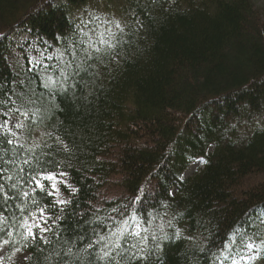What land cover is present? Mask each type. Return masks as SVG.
<instances>
[{"label": "trees", "instance_id": "1", "mask_svg": "<svg viewBox=\"0 0 264 264\" xmlns=\"http://www.w3.org/2000/svg\"><path fill=\"white\" fill-rule=\"evenodd\" d=\"M92 8L124 16L114 47L81 36L76 14ZM18 29L62 60L18 68L7 37ZM12 101L27 118L22 140L0 132L7 254L223 264L258 241L264 264V8L253 0H0V117ZM35 127L50 137L34 141ZM50 172L73 187L63 205L37 184ZM38 208L51 216L45 238L24 228Z\"/></svg>", "mask_w": 264, "mask_h": 264}, {"label": "rangeland", "instance_id": "2", "mask_svg": "<svg viewBox=\"0 0 264 264\" xmlns=\"http://www.w3.org/2000/svg\"><path fill=\"white\" fill-rule=\"evenodd\" d=\"M254 5L259 8H264V0H253ZM116 11V10H115ZM122 14L118 12L109 13V10L104 9H89L88 11H83L76 14V20L80 24V34L83 37L84 41L88 44L96 45L99 43L101 34L107 36L109 33L112 34L116 29L117 23L122 26L123 24ZM122 22V23H121ZM120 28V27H119ZM10 39V43L14 45V48L19 49L17 57V67L28 68V69H37L41 64L46 65L49 60L59 59L62 60L61 52L56 51L55 49L46 48L45 45H40L37 39L31 38L23 30H16L13 33L7 35ZM28 42L29 44H26ZM100 44V43H99ZM24 56L27 59V66L24 63ZM59 57V58H58ZM20 64V66H19ZM13 109L4 112L0 117V132L3 129L13 133V137L17 140H22L24 136V122L27 118L26 111L19 107L16 102L12 101ZM50 137V134L42 130L39 127H35L32 133V138L34 141L42 142L47 140ZM202 159H198L192 162L184 171L183 177H190L194 173L198 172L202 168ZM53 176L54 180H47L44 177ZM41 181H47L49 183L48 195L52 193V200L58 204L59 201L67 200V197L64 193V190L73 191L71 183L67 179V175L64 172H50L45 173L40 176V179L37 181L41 184ZM53 184L56 185V188H53ZM110 188V187H109ZM111 192V191H110ZM41 210H43L41 212ZM51 216L44 209L38 208L31 212L29 216L24 221V228L26 235H28V230L26 225L32 226V232L34 236L37 235L41 238H45L46 232L45 229L48 228V223L50 222ZM39 227H36V225ZM135 235V234H134ZM254 244L256 247L249 249L248 244ZM7 244H0V263L1 264H24L27 253L20 248L12 250L10 253H6ZM260 250V245L257 242H248L243 248L239 250L226 254V261L223 264H255L257 260V254ZM256 257V259H252Z\"/></svg>", "mask_w": 264, "mask_h": 264}, {"label": "snow or ice", "instance_id": "3", "mask_svg": "<svg viewBox=\"0 0 264 264\" xmlns=\"http://www.w3.org/2000/svg\"><path fill=\"white\" fill-rule=\"evenodd\" d=\"M116 27L117 28L120 27L118 23H117ZM99 43L100 44H103V45H106L107 47H114V45L111 43V34L110 33L107 36H105L104 34H101V38L99 40ZM96 50L97 51H100L101 49L97 48ZM202 162L206 163V161H202ZM44 179H47V180H50L51 181V180H54L55 178L53 176H47V177H44ZM37 184H38L39 187H41V189H43V185H40L39 182H37ZM53 188L54 189L56 188V185L55 184H53ZM51 194L52 193H49V195H51ZM25 195H27V194H25ZM59 203L63 204V203H67V201L61 200V201H59ZM42 211L43 210H41V212ZM26 227H27V230H28V237L34 236V233L32 232V226L31 225H26ZM36 227H39V225L37 224ZM45 231H47V229H45ZM135 235L139 236L140 235L139 231H137L135 233ZM28 237H25V239H27ZM177 238H179V235L177 236ZM145 239H146V237H145ZM9 242L10 241L5 240V241H3V244H8ZM117 247H119V245H117ZM247 247L249 249H253L256 246L254 244H251L250 243V244L247 245ZM110 255H111L110 253L105 252L103 258H107ZM252 259H256V257H252Z\"/></svg>", "mask_w": 264, "mask_h": 264}]
</instances>
